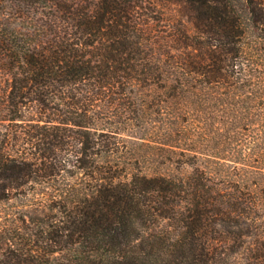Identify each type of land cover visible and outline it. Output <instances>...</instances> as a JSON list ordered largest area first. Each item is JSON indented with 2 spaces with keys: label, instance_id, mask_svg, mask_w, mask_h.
Segmentation results:
<instances>
[{
  "label": "trees",
  "instance_id": "trees-1",
  "mask_svg": "<svg viewBox=\"0 0 264 264\" xmlns=\"http://www.w3.org/2000/svg\"><path fill=\"white\" fill-rule=\"evenodd\" d=\"M169 2L0 0V264H264V0Z\"/></svg>",
  "mask_w": 264,
  "mask_h": 264
},
{
  "label": "rangeland",
  "instance_id": "rangeland-1",
  "mask_svg": "<svg viewBox=\"0 0 264 264\" xmlns=\"http://www.w3.org/2000/svg\"><path fill=\"white\" fill-rule=\"evenodd\" d=\"M165 2V5L163 6V11H165V14H161L160 16V19L157 24H158V27L161 28V29H165L166 31L164 33H168L169 29H170V26H172L173 23H181L182 25H186L188 27H191V23L189 21L186 20L185 16H181V14L179 13V10H177L179 8L178 5H176L175 3H171L169 2V0H164ZM174 17H173V16ZM172 21H174L172 23ZM128 132V131H127ZM129 141V143H134V142H138V140L140 139H137L135 137H131V136H126ZM160 170V171H168V172H173V173H178V172H187V171H190L192 169L191 166L189 165H182L180 167V169L178 170L177 168H175V166H155V165H150V166H147V171H153V170ZM218 170H221V173H219V177H222V178H226L225 180V186H226V189L227 191H231L235 194H238L239 192L236 190L239 189V190H245L243 188V183H242V178L245 177L244 174H246L245 172H243L242 170L240 169H232V168H225L224 167H220ZM237 180L239 181L237 183ZM237 201L240 202V205H244L245 204V199L243 198H240L238 197L236 199ZM27 209H29V207H25ZM236 218L238 220H240V223H241V226L244 228L245 227V224H243V216H236ZM222 229L225 230V227H222L220 226ZM229 228V229H234L235 226L233 225V223L230 222V224L228 225V227H226V229ZM238 248H241V247H238ZM234 255L231 256L232 258L236 257L238 258L239 257V254L238 253H233ZM241 260L243 261L244 259L241 258Z\"/></svg>",
  "mask_w": 264,
  "mask_h": 264
}]
</instances>
